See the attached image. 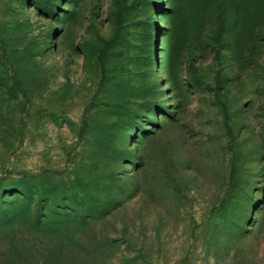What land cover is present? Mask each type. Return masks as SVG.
<instances>
[{"label": "rangeland", "instance_id": "rangeland-1", "mask_svg": "<svg viewBox=\"0 0 264 264\" xmlns=\"http://www.w3.org/2000/svg\"><path fill=\"white\" fill-rule=\"evenodd\" d=\"M0 264H264V0H0Z\"/></svg>", "mask_w": 264, "mask_h": 264}]
</instances>
